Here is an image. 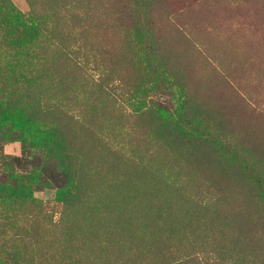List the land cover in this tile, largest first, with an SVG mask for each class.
<instances>
[{
  "label": "rangeland",
  "instance_id": "obj_1",
  "mask_svg": "<svg viewBox=\"0 0 264 264\" xmlns=\"http://www.w3.org/2000/svg\"><path fill=\"white\" fill-rule=\"evenodd\" d=\"M249 236L264 0H0V264H212Z\"/></svg>",
  "mask_w": 264,
  "mask_h": 264
},
{
  "label": "trees",
  "instance_id": "obj_2",
  "mask_svg": "<svg viewBox=\"0 0 264 264\" xmlns=\"http://www.w3.org/2000/svg\"><path fill=\"white\" fill-rule=\"evenodd\" d=\"M30 109H33V107L30 106ZM63 173L65 176V174H67L66 170L65 172L63 171ZM65 178L67 179L66 176ZM224 227H226V224ZM231 227L234 229V232L237 235L239 233V228H237V226L235 227V222L230 223L229 228ZM249 230L248 232H250ZM255 234L257 233L255 232ZM248 239L249 240H247V245H245V251H242V253L240 252L239 257H237L235 252H233V254L228 259H223L218 255L217 257L212 258V264H264V247L263 249L258 248L257 250L256 247L252 244L254 240L251 238V236H249ZM247 246L249 248L246 251ZM222 254L224 253L222 252L221 255ZM203 255L204 254L200 256L198 254L187 253L183 254L181 257H173L169 259V261L165 262V264H211L210 261Z\"/></svg>",
  "mask_w": 264,
  "mask_h": 264
},
{
  "label": "clouds",
  "instance_id": "obj_3",
  "mask_svg": "<svg viewBox=\"0 0 264 264\" xmlns=\"http://www.w3.org/2000/svg\"><path fill=\"white\" fill-rule=\"evenodd\" d=\"M17 155H19V153H17Z\"/></svg>",
  "mask_w": 264,
  "mask_h": 264
}]
</instances>
